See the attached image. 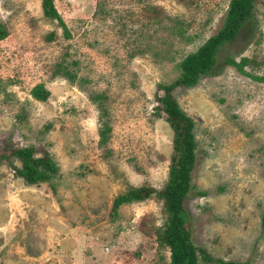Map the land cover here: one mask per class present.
Instances as JSON below:
<instances>
[{"label":"rangeland","instance_id":"obj_1","mask_svg":"<svg viewBox=\"0 0 264 264\" xmlns=\"http://www.w3.org/2000/svg\"><path fill=\"white\" fill-rule=\"evenodd\" d=\"M229 3L55 0L67 38L41 0H0L8 33L0 151L33 146L59 168L51 181L27 185L0 163V264H170L157 238L163 202L124 205L117 217L112 206L132 187L165 186L174 133L155 116L158 85L175 81L181 62L219 31ZM232 57L249 58L245 72L264 77V0L219 51L213 73L173 93L196 123L192 180L207 193L191 191L187 211L196 244L212 256L264 264V82L227 64ZM60 66L72 80L55 74ZM38 84L50 92L45 102L32 96Z\"/></svg>","mask_w":264,"mask_h":264},{"label":"trees","instance_id":"obj_2","mask_svg":"<svg viewBox=\"0 0 264 264\" xmlns=\"http://www.w3.org/2000/svg\"><path fill=\"white\" fill-rule=\"evenodd\" d=\"M256 0H230L227 12L219 31L212 35L198 50L188 55L180 64V76L170 84H159L161 94L156 98L155 116L164 119L174 133L173 153L169 165V175L165 186L161 189L150 186L132 187L118 195L112 206V215L117 217L119 209L135 202H143L156 197L163 202L165 224L157 233L159 245L170 251V264H252L247 262L225 261L212 256L205 248L198 246L194 239V230L190 225L187 211V200L191 191L196 190L192 180V172L197 162L198 143L196 140L195 121L182 109L174 96L177 88L190 89L199 85L203 77L213 73L217 64L219 51L239 37L244 25L253 18ZM44 16L55 20L64 28L67 38L71 37L69 30L58 12L55 0H41ZM6 27L0 22V40L7 36ZM54 34L48 36L51 40ZM226 63L235 66L244 75L264 82V77L252 76L244 68L250 63L249 58L242 57L237 62L233 57L227 58ZM59 67L55 74H64L73 79L67 66ZM32 96L45 102L50 92L43 84L36 85ZM109 131V129H106ZM108 134L101 132V142H107ZM16 159L21 163L17 167L12 162ZM8 162L15 172L27 185H35L51 181L59 171L57 163L46 154L37 156V149L30 147H8L0 151V163ZM199 196H206L205 191L196 190ZM264 228V213L262 214Z\"/></svg>","mask_w":264,"mask_h":264}]
</instances>
